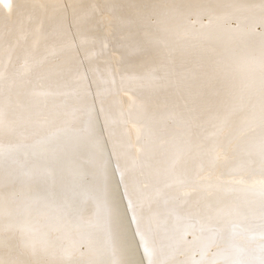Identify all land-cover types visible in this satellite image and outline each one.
<instances>
[{"label": "bare ground", "instance_id": "6f19581e", "mask_svg": "<svg viewBox=\"0 0 264 264\" xmlns=\"http://www.w3.org/2000/svg\"><path fill=\"white\" fill-rule=\"evenodd\" d=\"M4 1L0 0V16H5L6 10L12 7L9 8V5L7 8ZM55 1L58 3V0H32L37 9H45V12L50 10L46 8ZM245 1L159 0L156 5L141 7L140 16L135 19L132 26H126L129 27L126 30L131 34L132 43L123 51L118 72L95 82L92 80L90 89L84 85L86 91L88 89L85 96L79 99L80 96L77 102L71 103L79 122L80 119L83 122L87 121V126L82 121L80 123L86 126V130L83 131L88 141L79 140L81 143L77 144L75 150L69 151L70 153L66 155V162L62 160L67 165L63 167L64 173L61 176L41 179L31 174L30 170L36 162L34 152L37 147L33 152V148L28 150L7 140L0 143V204H3L5 212L12 211L11 221L6 217L4 222L13 223L17 229L15 235L8 232L4 235L3 242H0V260L5 264H11L12 261H18L19 264H35L41 258L50 261L51 264H88V261H94L95 264H264V148L256 149L252 145L254 137L264 132V112L258 116L260 108L264 105V4ZM58 5L60 4L55 6L59 8ZM97 6L99 12L100 6ZM53 11H48L49 15L51 13H53L51 16L56 15L57 12ZM48 12L45 14L46 18ZM57 15L54 17L57 18ZM16 16L18 17V14ZM22 16L24 17V14ZM102 17L100 20L104 21ZM4 18L7 19L6 16ZM64 18L61 20H66ZM46 20L49 22L51 17ZM28 21L22 25L21 30H24L26 25L31 29L34 23L30 27L31 23ZM67 21L66 24L71 22ZM62 25L59 26L63 27ZM41 26L43 27V24ZM15 27L7 28L14 30ZM56 28L58 26L54 27L55 30ZM109 29L110 27L108 31ZM33 30L34 27L31 31ZM51 31L49 34L53 33ZM2 33L0 32V35ZM32 33L30 36L27 34L28 39L32 37ZM46 35L43 38H46ZM10 36L6 38L13 42L14 36L12 38ZM49 37L41 40L48 43ZM24 38L17 42L22 43ZM41 40L38 42L42 43ZM81 41L80 39L77 42ZM105 41L107 42L106 39ZM17 42L12 43L14 47ZM4 43L3 45L7 47L8 44L6 46V42ZM108 44L104 46L107 47ZM44 46H41L42 53ZM0 49L2 50V46ZM40 51L39 54H42ZM52 56L50 55V59ZM45 57L48 60L49 57ZM24 58L26 57L20 59ZM83 60L85 62V59ZM26 64L24 63V66ZM4 65L1 66L5 67ZM57 67L59 69V66ZM86 70L87 68L84 72ZM2 72L4 71L1 70L0 74L4 76ZM9 72L11 76V71ZM19 73L12 71L13 75L17 74L16 77ZM32 74L35 75L33 72ZM26 75L28 76L27 70ZM70 75L72 76V73ZM32 79L31 81L38 82L37 78L36 81ZM1 80L3 81L4 77ZM20 80L17 81L18 84ZM6 81L8 80L6 79L4 83L10 86V82ZM2 84L3 82L0 83ZM40 84L42 85V81ZM30 86L32 87L31 82ZM3 87L6 88L5 85ZM19 87L17 85L18 89ZM5 88L3 90L7 89ZM10 91L6 90L7 93ZM120 91L121 94L124 92L127 96L132 95L137 100L131 105L133 107H129L132 108L130 111L109 116L113 109L109 110L110 107L108 112L105 103L114 105V93ZM125 95L120 99L124 101L128 99ZM10 100L13 102V99ZM29 102L27 101L28 104ZM24 106H27L26 102ZM68 113L66 112L67 115ZM257 116L262 118V121L254 123ZM74 118L76 117H73V120ZM68 123L72 122L68 121L66 124ZM2 129L8 130L7 127ZM68 134L63 135L68 137ZM128 134L135 137V141L132 140L130 146L126 147L124 143L122 145V141L124 136H129ZM54 136L56 137V134ZM99 140L104 142H98ZM43 150L39 149L41 153ZM47 152L44 151L46 154ZM58 153L60 154V148ZM37 155L39 157V154ZM55 156L51 157V160ZM58 158L56 156L57 162ZM13 192L15 197L12 195ZM13 198L17 202L15 205L9 203ZM66 202L73 207L75 215L71 217L72 220H69L65 213L62 214L65 217L60 215L62 218L59 224L63 226L59 229L60 233L52 232L51 239L43 246L47 249V254L36 259L34 257L36 255L30 254V250L21 247L18 239L19 229H25L30 239L36 242L41 236L39 234L42 233L44 219H47L45 218L47 211ZM73 239L75 240L70 247L69 241ZM57 245L60 246L59 249L61 247L64 249L62 252L58 251L56 257L51 258L52 249L56 247L57 250ZM145 248L148 249L147 254Z\"/></svg>", "mask_w": 264, "mask_h": 264}, {"label": "rangeland", "instance_id": "374dc122", "mask_svg": "<svg viewBox=\"0 0 264 264\" xmlns=\"http://www.w3.org/2000/svg\"><path fill=\"white\" fill-rule=\"evenodd\" d=\"M21 1V2H20ZM63 2L65 1H67V0H62ZM75 1L76 0H68L66 3L64 2H61L60 0H58V3H56V1L54 2V3H52V4H50V6L52 5V7L50 8V6H48L49 8H46V10H48V9H50V10H48V11H50V12H52V10H54L53 12H55L57 9H59V10H57L56 12V15H57V18H58V16H59V18L58 19H60V21L57 19V18H55L56 17V15H54V16H51V15H53V13H51L50 15H49V12L48 11H46L45 12V9H37L38 7H36L35 6V4L32 2V0H28V2L30 3H28L27 2V0H17V2H16V0H5L4 2H5V4L7 5V8H8V6H9V8L10 9H7L6 10V12L7 13H5L4 15L7 17V19H9V17H10V19L8 20L9 22H7V19L6 18H4L5 16H2L3 17V19H2V17L0 16V18L2 19H0V25L3 27V29H2V27L0 28V30L2 29V31H0L1 33H2V35H0V40L1 41H3V42H0V45L2 46V50L0 49V55L3 57V58H5L4 60H5V62H7L8 63V65L5 63V62H3V63H5V65L2 63V61H4L3 60V58H1L0 57V63H2V64H0V66L2 65H4L5 67H0L1 69H0V72H1V70H3L4 72H2V73H4L5 75L3 76V75H1V77H0V81L1 82H3V84L6 86V88L5 87H3L2 85H0V86H2V88L4 89H6L7 91H10V92H8V93H10L11 95H12V97H11V95L10 94H8L7 92H6V90H3V89H1V87H0V92L2 93V90H3V92L5 93L6 92V94L4 95V93H0L1 95V97L2 96H5V97H0V103H1V106H0V113L2 114H0V122H2V123H4V125L2 124V127L3 128H5V127H7L8 128V130H4V129H2V127L0 126V143H3V142H7V141H9L10 143H13V144H20V145H22L23 147H25L26 149H28V150H32V148H33V152L36 150V148L35 147H37V150H36V152H34V153H36L35 154V157H36V162L34 163V166H33V168L30 170V172H31V174H33L34 176H36V177H39V178H41V179H43V178H54V176L55 175H59V176H61V174H63L64 173V168L63 167H65L67 164L65 163L66 162V155H68L70 152H72V151H74L75 150V147L77 146V144L78 143H81V142H87L88 140H86L87 138H86V136H85V130H86V126L88 125L87 124V121H85V122H83L81 119H80V122L82 121V123H86L85 125L84 124H82V123H80L79 122V118L76 116V114H75V112L73 111V106H72V102H77L76 100H79V99H81L82 97H83V95L85 94V93H87V91H88V89H87V91H86V87L87 88H89L90 89V84L91 83H93V81L95 82V81H97V80H99V79H103V78H105L106 76L107 77H109V75H112V74H115V73H117L118 71L117 70H119L120 69V58H121V56H123V51H124V49L125 48H127V46H129V44H131L132 43V37H131V34H129L128 32H127V30H126V28H129V27H126V26H132V23L135 21V19L138 17V16H140V14H141V7L143 8V7H146L147 5H156V4H158L159 3V0H78V1H76L77 2V7L78 8H76V4H75ZM107 1V2H106ZM186 1V0H185ZM184 0L182 1L181 0V2H185ZM221 1H229V0H221ZM246 1H249V2H253V3H258V4H264V0H246ZM245 1V2H246ZM9 2H11V4L9 3ZM13 2H15V4H13ZM18 2H20V3H22V4H20V3H18ZM26 2H27V6H26ZM62 4H61V3ZM70 4H69V3ZM94 2H95V5H94ZM137 2V3H136ZM8 3V4H7ZM19 4L18 6L16 5V4ZM92 3V4H91ZM56 4H60V5H58L59 6V8L57 7V6H55ZM101 4V5H100ZM94 5V6H93ZM97 5H99L100 6V13L99 12H97L99 9L97 8L98 6ZM130 5V6H129ZM15 6V7H14ZM21 6V7H20ZM22 6H23V8H24V10H22L23 8H22ZM25 6V7H24ZM36 8H35V7ZM56 8H55V7ZM61 6V7H60ZM71 6V7H70ZM93 6V7H92ZM101 6H103V7H101ZM20 7L21 8V10H20V8H19V10H17L16 11V9H18V8ZM28 9H27V8ZM34 7V9H32ZM69 7V8H68ZM92 9H91V8ZM96 7V8H95ZM264 7V6H263ZM60 8H61V10H60ZM64 8V9H63ZM85 8V9H84ZM94 8H95V10H94ZM26 9L31 13H28V11H26ZM32 9V10H31ZM38 10V12H37V10ZM52 9V10H51ZM35 10V11H34ZM42 10V11H41ZM92 10H94V11H92ZM16 11V12H15ZM20 11V12H19ZM24 11V13H22ZM26 11V12H25ZM40 11H41V14H40ZM58 11H59V13H58ZM90 11H92V12H90ZM15 12V13H14ZM33 12V13H32ZM35 12V13H34ZM37 12V13H36ZM44 12V13H43ZM47 12H48V16H47V18H46V16H45V14L47 15ZM8 13L10 14V15H8ZM26 13H28V14H26ZM43 13V14H42ZM66 13V14H65ZM97 13V14H96ZM102 13V14H101ZM128 13V14H127ZM18 14V17L20 18V19H18V17L16 16ZM24 14V17L22 16ZM38 16L39 14V16H38V18L35 16ZM93 14V15H92ZM100 14V15H99ZM13 15H15V16H13ZM28 15V16H27ZM36 17V18H34L33 17V20H35L34 22H32L33 20H31L32 19V17ZM64 15V16H63ZM66 15V16H65ZM77 15V16H76ZM79 15V16H78ZM98 15V16H97ZM27 16V18H26V20H29L28 22L29 23H31L30 24V27H31V25H32V23H34V25L31 27V29L26 25V27L25 28H23L24 30H21L22 29V25H25L26 24V20H25V17ZM30 16V17H29ZM43 16H45L44 17V19H43ZM60 16H62V17H60ZM96 16V17H95ZM102 16H104V17H102ZM108 16V17H107ZM17 17V18H16ZM22 17V18H21ZM51 17V22L49 21V22H47V20L46 19H48V18H50ZM66 18V20H68L67 22H70V20H71V24L70 23H67L66 24V20H61L62 18ZM74 17V18H73ZM102 17V19L104 18V21H102V20H100V18ZM110 17V18H109ZM118 17V18H117ZM64 18V19H65ZM68 18H70V19H68ZM88 18H90V19H88ZM107 18H109V19H107ZM18 19V20H17ZM40 19V20H39ZM75 19V20H74ZM24 20V21H23ZM37 20L39 21V22H37ZM45 23H43L42 21ZM46 20V21H45ZM55 20H57V21H55ZM77 20V21H76ZM126 20V21H125ZM2 21V22H1ZM5 21V22H4ZM17 21V22H16ZM61 21H63V22H61ZM74 21V22H73ZM101 21H102V23H101ZM109 21V22H108ZM128 21H130V22H128ZM4 22V23H3ZM7 22V23H6ZM21 22V23H20ZM23 22V23H22ZM25 22V23H24ZM27 22V24H29ZM41 22H42V24H43V27L41 26L42 24H41ZM47 22V23H46ZM59 22H61V23H59ZM65 22V23H64ZM4 24V25H6V26H4V25H2V24ZM9 23V24H8ZM52 23V24H51ZM57 23V24H56ZM75 23V24H74ZM105 23H107V24H105ZM37 24H38V26H37ZM41 24V25H40ZM46 24H48V25H46ZM49 24L51 25V26H49ZM63 24V25H62ZM73 24V25H72ZM9 25V26H8ZM56 25V26H55ZM59 25H62L63 27H60ZM66 27H65V26ZM67 25H68V27H70V28H68L67 27ZM70 25V26H69ZM72 25V26H71ZM102 25H103V27H102ZM12 26V28H14L15 26L17 27L18 26V28H16L15 27V29L13 30L12 28L11 29H8L9 27H11ZM48 26V27H47ZM58 26V28H56L57 30H55L54 29V27H57ZM8 27V28H7ZM21 27V28H20ZM24 27V26H23ZM28 27V28H27ZM34 27V30L33 31H31L32 30V28ZM47 27V28H46ZM51 27V28H50ZM60 27V28H59ZM64 27L66 28V29H64ZM72 27V28H71ZM74 27V28H73ZM110 27V29H109V31H108V28ZM121 27V28H120ZM6 28V29H5ZM27 28V29H26ZM41 28V29H40ZM44 28V29H43ZM45 28L47 29V31L45 30ZM49 28V29H48ZM105 28H107L106 30H105ZM16 29H17V31L19 32V34L21 33V35H19L18 34V32L16 31ZM18 29H20V30H18ZM39 29V30H38ZM50 29H53V31H51ZM68 29V30H67ZM11 31V30H13V32L11 31V32H7V31ZM36 30V31H35ZM40 30H42V31H44L45 33H43L42 31H40ZM58 30H60L59 32H58ZM65 30H67L66 32H65ZM104 30V31H103ZM15 31V32H14ZM21 31V32H20ZM27 33H26V32ZM38 32V33H35V32ZM53 32V33H51L52 35H53V37H51L52 35L51 34H49V32ZM55 31H56V33H57V35H56V33H55ZM62 31H64L65 33H67V34H65L64 32H62ZM80 31V32H79ZM137 31H138V29H137ZM31 32H33L32 33V37L31 38H29L28 39V37L30 36V34L29 33ZM107 34H106V33ZM109 32V33H108ZM6 34V35H8V33L11 35H8V36H10V38H12L13 36H14V34H15V36L12 38V39H14L13 40V42H12V40H8V36H6V35H3V34ZM25 33L26 34V36H25V34L23 35V34ZM46 33H48L47 35H46ZM58 33H59V35H58ZM62 33V34H61ZM72 33V34H71ZM27 34L29 35L28 37H27ZM36 34V35H35ZM46 35L45 37L46 38H43L44 37V35ZM55 34V35H54ZM49 35H51L50 37H49ZM3 36H6V37H8V38H6V37H3ZM21 36V37H20ZM24 36L27 38V39H25L24 38ZM55 36V37H54ZM58 36V37H57ZM64 36V37H63ZM67 36V37H66ZM76 36H78V37H76ZM80 36V37H79ZM22 37L27 41H30V42H26L25 40L22 42V43H18L19 41H21V39H22ZM47 37H49L48 38V43H47V41L45 40L44 41V43H43V41L41 40L42 38H43V40L44 39H47ZM74 37H75V39H74ZM3 38V39H2ZM16 38V39H15ZM20 38V39H19ZM40 38V39H39ZM52 38V39H51ZM57 38V39H56ZM59 38H61V39H59ZM71 38V39H70ZM76 38H77V41H80V39L82 40L81 42H77V41H75L76 40ZM8 41H7V40ZM32 39V40H31ZM50 39L53 41L54 39V41L52 42V41H50ZM69 39V40H68ZM84 39V40H83ZM105 39L107 40V42L105 41ZM6 40V41H5ZM37 40V41H36ZM40 40L42 41V43H39L40 42ZM68 40V41H67ZM72 40V41H71ZM90 42H89V41ZM95 40V41H94ZM103 40V41H102ZM18 41V42H17ZM31 41H32V43H31ZM39 41V42H38ZM50 41V42H49ZM59 41V42H58ZM62 41V42H61ZM66 41V42H65ZM73 41H74V43H73ZM99 43H98V42ZM4 42H6V46H7V44H8V46L7 47H5V45H3V44H5ZM16 43L17 42V45H15V47L13 46V44L12 43ZM24 42H25V44H24ZM65 44H64V43ZM102 44H101V43ZM9 43H10V45H9ZM47 43V44H46ZM55 43H58V44H55ZM70 43H72V44H70ZM84 43V44H83ZM96 43V44H95ZM97 43H98V45H97ZM106 43H109L108 44V46L110 47H106V46H104V45H106ZM120 43V44H119ZM12 44V45H11ZM22 44L23 45V47H22V45L20 46V45ZM37 44V45H36ZM40 44H42V45H40ZM46 44V46H44V45ZM77 44V45H76ZM90 44V45H89ZM96 46H95V45ZM101 44V45H100ZM127 44V45H126ZM144 44V43H143ZM57 46L56 48H55V46ZM62 45L65 47H62ZM67 45H68V47H67ZM1 46H0V48H1ZM11 46V47H10ZM14 48H13V47ZM38 46H40V48H41V46L43 47L44 46V49H43V53H44V55H43V53H42V48L40 49ZM52 46H54V47H52ZM71 46V47H70ZM91 46V47H90ZM103 46V47H102ZM112 46V47H111ZM143 46V45H142ZM17 47L20 49H17ZM21 47V48H20ZM25 47H27V48H25ZM38 48V50H37V48ZM45 47H46V50H45ZM48 47H50V48H48ZM52 47V48H51ZM67 47V48H66ZM75 47V48H74ZM9 48V49H8ZM47 48L49 49V51L47 50ZM55 48V49H54ZM60 48H61V51H59L60 50ZM64 48V50H62ZM73 48V49H72ZM80 48V49H79ZM109 48V49H108ZM11 49V50H10ZM12 49H13V52H12ZM29 49V50H28ZM53 49V50H52ZM105 49V50H104ZM15 50H18L17 52H14ZM39 50H41L40 52L42 53V54H39ZM94 50V51H93ZM110 50V51H109ZM111 50H112V52H111ZM117 50V51H116ZM4 51V52H3ZM5 51H8L7 53L5 52ZM53 51V52H52ZM67 53H66V52ZM92 51V52H91ZM97 51V52H96ZM102 51V52H101ZM104 51V52H103ZM109 51V52H108ZM12 52V53H11ZM26 52V53H25ZM49 54H48V53ZM87 52V53H86ZM91 52V53H90ZM4 53V54H3ZM16 53V54H15ZM21 53H23L22 55H20ZM51 53V54H50ZM56 53V54H55ZM61 53V54H60ZM82 53V54H81ZM89 53V54H88ZM97 53V54H96ZM109 53V54H108ZM116 53H117V55H116ZM6 54V55H5ZM7 54H8V56H7ZM19 54V55H18ZM24 54H26V55H24ZM47 54V55H46ZM59 54V55H58ZM86 54V55H85ZM43 55V56H42ZM49 55V56H48ZM50 55H53L52 56V59H50L51 57H50ZM86 57H85V56ZM92 55V56H91ZM94 55V56H93ZM113 55V56H112ZM6 56L8 57V59L6 58ZM20 58H23V57H26V58H24V59H20ZM29 56V57H28ZM34 57V58H32V57ZM36 56H38V57H36ZM45 56H47V58H48V60L46 59V57ZM55 56V57H54ZM90 58H89V57ZM15 57H18V58H15ZM28 57V58H27ZM45 57V58H44ZM57 57V58H56ZM61 57V58H60ZM79 57L81 58V59H79ZM110 57V58H109ZM113 57H115V58H113ZM33 60H32V59ZM59 58V59H58ZM86 58H88V59H86ZM10 59V60H9ZM12 59V60H11ZM17 59H19L18 61H16ZM27 61H26V60ZM41 59V60H40ZM44 61H43V60ZM57 59V60H56ZM78 59V60H77ZM83 59H85V62H83L84 60ZM2 60V61H1ZM14 60V61H13ZM32 60V61H31ZM35 60V61H34ZM54 61V62H52L51 63V61ZM80 60V61H79ZM11 61H13L12 63H11ZM23 61V62H22ZM25 61V62H24ZM64 61V62H63ZM117 61V62H116ZM17 62V63H16ZM18 62H19V64H18ZM21 62L23 63V66H22V64H21ZM42 62H44V63H46V64H42ZM59 62V63H58ZM78 62V63H77ZM90 62V63H89ZM98 62H99V64H98ZM115 62V63H114ZM24 63L26 64H28V66H24ZM31 63V64H30ZM36 63V64H35ZM80 63V64H79ZM87 63H88V65H87ZM74 64V65H73ZM84 64V65H83ZM86 64V65H85ZM102 64V65H101ZM113 64V66H111ZM15 65V66H14ZM31 65H33V66H31ZM42 65H43V68H42ZM68 65H70V66H68ZM8 66H9V68H8ZM31 66V67H30ZM35 66V67H34ZM46 68H45V67ZM53 66V68H51V67ZM57 66H59V69H58V67ZM65 66L67 67V68H65ZM82 66V67H81ZM84 66V67H83ZM106 66V67H105ZM25 67H30V68H25ZM32 67H34V68H32ZM40 68V69H38V68ZM48 67H49V69H48ZM62 67H63V69H62ZM78 67H80V68H78ZM89 67V68H88ZM94 67V68H93ZM100 67V68H99ZM104 67V68H103ZM9 70H8V69ZM11 68V69H10ZM85 68H87V70L84 72V70H85ZM22 71V73L20 74L19 72H21L20 70ZM24 69H25V71H24ZM30 69H31V71L33 72V73H35V75L34 74H32V72L30 71ZM33 69L35 70V71H33ZM38 69V70H37ZM43 69V70H42ZM61 69V70H60ZM70 69V70H69ZM80 69V70H79ZM83 69V70H82ZM91 69V70H90ZM96 69V70H95ZM98 69V70H97ZM5 70H7V71H5ZM16 70H18V71H16ZM26 70H27V74H28V76L26 75ZM46 70V71H45ZM63 70V71H62ZM67 72H66V71ZM100 70V71H99ZM104 72H103V71ZM9 71H11V76H10V72ZM12 71H13V73H19L18 75V77H23V75H24V78L22 79V77L19 79L18 77H16V75L17 74H12ZM28 71H30L29 73H28ZM43 71V72H42ZM58 71V72H57ZM63 73H62V72ZM70 71V72H69ZM77 71V72H76ZM102 71V72H101ZM114 71V72H113ZM9 72V73H8ZM23 72H25V73H23ZM51 72V73H50ZM55 74H54V73ZM69 72V73H68ZM76 72V73H75ZM88 74H87V73ZM91 72H92V75H90L91 74ZM39 73V74H38ZM42 73H43V75H42ZM47 73V74H46ZM66 73H68V74H66ZM72 73V76L70 75ZM78 73V74H77ZM83 73V74H82ZM90 73V74H89ZM96 73V74H95ZM98 73V74H97ZM100 73V74H99ZM32 75L31 77H30V75ZM54 74V75H53ZM57 74V75H56ZM60 74V75H59ZM107 74V75H106ZM35 77H34V76ZM62 75V76H61ZM64 75V76H63ZM66 75V76H65ZM69 77H68V76ZM76 75V76H75ZM80 75V76H79ZM97 75V76H96ZM99 75V76H98ZM15 78H14V77ZM46 76V77H45ZM58 76V77H57ZM86 76V77H85ZM96 76V77H95ZM3 77H4V80L2 81L1 79H3ZM6 77H8V78H6ZM10 77H12V78H10ZM26 77V78H25ZM47 77H49V78H47ZM56 77V78H55ZM60 77H62V79L60 78ZM65 77H66V79H65ZM88 77V78H87ZM101 77V78H100ZM10 82L9 84H10V86L7 84H5L4 82H5V80L6 79ZM13 79V81H14V83H13V81L12 80H10V79ZM28 78V79H27ZM32 80H35L36 81V78H37V80H38V82H34V81H31V79ZM44 78V79H43ZM75 78V79H74ZM79 78V79H78ZM26 79V80H25ZM41 79V80H40ZM55 79V80H54ZM58 79V80H57ZM72 79H74V80H72ZM86 79V80H85ZM89 79H91V80H89ZM19 80H20V83L18 84L17 83V81L19 82ZM28 80H29V82H28ZM61 80V81H60ZM67 80V81H66ZM78 80H80V81H82V82H79ZM87 80H88V82H87ZM93 80V81H92ZM8 81H6V83H8ZM12 81V82H11ZM16 81V82H15ZM23 81H25V82H23ZM41 81H42V85L40 84L41 83ZM73 81H75L74 83H72ZM83 81H85V82H83ZM0 82V83H1ZM30 82H31V85H32V87H34L37 83V87L35 86L34 88H32L31 86H30ZM44 82H45V85H44ZM49 82V83H48ZM54 82V83H53ZM58 82H60V83H58ZM63 82V83H62ZM86 82H87V84H86ZM11 83H13V84H11ZM24 83V84H23ZM34 83H36V84H34ZM70 83V84H69ZM72 83V84H71ZM78 83V84H77ZM83 83V84H82ZM18 86H20L19 87V89L17 88V85ZM95 84V83H94ZM28 85V86H27ZM86 87H85V86ZM22 86V87H21ZM46 86V87H45ZM77 86H79L78 88H77ZM80 86H84V87H80ZM12 87H13V89H12ZM27 87V88H26ZM32 88V90H31V88ZM44 87H45V89H44ZM14 88H16V89H14ZM38 88V89H37ZM66 88V89H65ZM70 88H71V90H72V92H71V90H70ZM74 89V91H73V89ZM83 88V89H82ZM10 89V90H9ZM53 89V90H52ZM76 89H78V91L76 90ZM80 89V90H79ZM81 89H82V91H81ZM16 91V93L14 92V91ZM28 90V91H27ZM32 92H31V91ZM56 92H55V91ZM84 90L86 91V92H84ZM58 91V92H57ZM77 91V92H76ZM18 92H19V94H18ZM49 92V93H48ZM51 92V93H50ZM61 94H60V93ZM65 92H67V94L65 93ZM23 93V94H22ZM29 93H30V95H29ZM44 93H45V95H44ZM54 93H55V95H54ZM73 93V94H72ZM76 93V94H75ZM34 96H33V95ZM64 94V95H63ZM66 94V95H65ZM81 94V95H80ZM7 95V96H6ZM10 97H9V96ZM14 95V96H13ZM18 95V96H17ZM69 95V96H68ZM76 95L78 96V97H76ZM125 94H124V92L121 94V91L120 92H116V93H114V99H113V103H114V105H112V106H110L111 105V103H105L106 104V108H107V110L109 109V110H112V112H109V110H108V112H109V116H114V114H119V113H121V112H124V111H130V109H132V108H129V107H133V106H131L132 104H134L135 103V101L137 100L134 96H132V95H125L126 97H128V99H126L125 101L122 99H120V97L121 96H124ZM20 96H22V98H20ZM26 96H28V97H26ZM52 96H53V98H52ZM59 96V97H58ZM65 96V97H64ZM75 96V97H74ZM81 96V97H80ZM85 96V95H84ZM9 97V98H8ZM35 97V98H34ZM39 97V98H38ZM43 97V98H42ZM44 97H46V98H44ZM56 97V98H55ZM80 97V98H79ZM17 98V99H16ZM28 98H29V100H28ZM65 98V99H64ZM79 98V99H78ZM2 99V100H1ZM7 99H9V100H7ZM10 99H13V102H12V100H10ZM22 99V100H21ZM37 99H39V100H37ZM42 99V100H41ZM46 99V100H45ZM75 99V100H74ZM7 100V101H6ZM15 100V101H14ZM19 100H20V102H22V103H20L19 102ZM36 100V101H35ZM16 101H18V102H16ZM27 101L29 102V104L27 103ZM44 101V102H43ZM49 101V102H48ZM65 101V102H64ZM11 102V103H10ZM16 103V104H13V103ZM26 102V105L27 106H24V103ZM62 102V103H61ZM70 102V103H69ZM19 103V104H18ZM41 103H43V105L41 104ZM44 103H45V105H44ZM58 103V104H57ZM112 103V104H113ZM13 104V105H12ZM60 104V105H59ZM29 105V106H28ZM37 105V106H36ZM55 105V106H54ZM109 105V106H108ZM9 106V107H8ZM48 106H50V107H48ZM59 106V107H58ZM122 106V107H121ZM125 106V107H124ZM114 107V108H113ZM124 107V109H122ZM9 108V109H8ZM22 108V109H21ZM26 108V109H25ZM51 108V109H50ZM62 108V109H61ZM54 109V110H53ZM70 109V110H69ZM118 109V110H117ZM126 109V110H125ZM8 110H13V114L11 113V111H9L8 112ZM72 110V111H71ZM8 113H7V112ZM15 111V112H14ZM21 111V112H20ZM68 111H69V113H68ZM118 111V112H117ZM4 112H6V113H4ZM18 112V113H17ZM63 112H65V114L63 113ZM66 112L68 113V115L66 114ZM114 112V113H113ZM264 112V105H262V107L260 108V111H259V113H258V116L261 114V113H263ZM17 113V114H16ZM21 113V114H20ZM24 113V114H23ZM34 113V114H33ZM43 113V114H42ZM59 113V114H58ZM14 114H16V115H14ZM73 114H74V116H73ZM7 115V116H6ZM12 115V116H11ZM63 115H64V117H63ZM68 117H67V116ZM71 115V116H70ZM5 116V117H4ZM9 116V117H8ZM42 116V117H41ZM65 116H66V118H65ZM256 117V119H255V121H254V123L255 122H257V121H262V118H259V117ZM15 117V118H14ZM72 117V118H71ZM73 117H76V118H74V120H73ZM8 118V119H7ZM23 119V120H22ZM63 119V120H62ZM70 119V120H69ZM75 122H73V121ZM76 120V121H75ZM78 120V121H77ZM5 121H7V122H5ZM60 121V122H59ZM63 121H65V122H63ZM69 121V122H72V123H68V124H66L67 122ZM264 121V120H263ZM18 122V123H17ZM62 122H63V126H62ZM12 123V124H11ZM42 123H43V125H42ZM58 123V124H57ZM59 123H61V124H59ZM76 123H79V124H76ZM10 124V125H9ZM65 124V125H64ZM73 124V125H72ZM8 125V126H7ZM20 125V126H19ZM38 125V126H37ZM56 125H57V127H56ZM70 126V128L68 127V126ZM72 125V126H71ZM82 125V126H81ZM65 126H67V127H65ZM85 126V127H84ZM24 129H23V128ZM41 127V128H40ZM45 127V128H44ZM48 127V128H47ZM52 127H54V129L52 128ZM56 127V128H55ZM64 127V128H63ZM58 128V129H57ZM59 128H63L62 130H60ZM67 128L69 129L68 131H67ZM40 129V130H39ZM42 129V130H41ZM47 129V130H46ZM36 130V131H35ZM52 130V131H51ZM54 130H55V132L56 133H54ZM84 130V131H83ZM7 131V132H6ZM46 131V132H45ZM63 131H64V133H63ZM70 131V132H69ZM74 133V134H72V132ZM4 132V133H3ZM38 132V133H37ZM50 132H52V133H50ZM61 132H62V135L63 134H65L66 133V135L68 134V132H69V134H68V137L67 136H64V139H63V136L61 135ZM48 133V134H47ZM59 133V134H58ZM54 134H56V137L58 138V140H56L57 138L54 136ZM75 134H76V136H75ZM81 134H83V135H81ZM48 135V136H47ZM60 135V136H59ZM74 135V136H73ZM78 135V136H77ZM129 136L127 137V136H124V137H126V138H124L123 137V141H122V145H123V143H124V146H130V144H131V142H132V140H134L135 139V137H132V135L131 134H128ZM8 136V137H7ZM10 136V137H9ZM54 136V137H53ZM61 137V139H59V137ZM74 137L73 139H72V137ZM131 136V137H130ZM65 137H67V138H69L68 140H67V138H65ZM51 138V139H50ZM52 138H54V139H52ZM76 138V139H75ZM133 138V139H132ZM63 139V140H62ZM65 139H66V141H65ZM82 139H84V140H82ZM127 139V140H126ZM5 140V141H4ZM7 140V141H6ZM47 140V141H46ZM55 141L54 143L53 142H51V141ZM70 140H71V142H70ZM73 140H77L76 142H74ZM81 142H80V141ZM86 140V141H85ZM41 141V142H40ZM46 141V142H45ZM50 143H49V142ZM58 141V142H57ZM63 141H64V143H63ZM125 141H126V143H125ZM129 141V142H128ZM135 141V140H134ZM42 142H44V143H42ZM68 142V143H67ZM73 142V143H72ZM98 142H101V143H103L104 141H101V140H99ZM47 143V144H46ZM67 143V144H66ZM43 144V145H42ZM75 144V145H74ZM99 144V143H98ZM255 144H256V146H255ZM259 144V145H258ZM41 145V146H40ZM65 145V146H64ZM69 145V146H68ZM71 145V146H70ZM136 145V144H135ZM252 145L256 148V149H261V148H264V132L262 133V134H259L258 136H255L254 137V139H253V141H252ZM44 146V147H43ZM57 146V147H56ZM73 147V148H72ZM258 147V148H257ZM50 148V149H49ZM53 148V149H52ZM56 148H57V152H56ZM59 148H60V154L58 153L59 152ZM39 149L40 150H42V149H44L43 151H42V153L44 154H42L41 153V151H39ZM46 149V150H45ZM54 149H55V153H57L56 154V156H58L59 158V160H58V162H57V159H56V156L54 155L55 153H53L54 152ZM63 151H62V150ZM52 150H53V152H52ZM67 150V151H66ZM44 151L46 152V151H48L47 152V154L46 153H44ZM51 151V152H50ZM70 151V152H69ZM49 152H50V154H49ZM67 153V154H65L64 155V153ZM37 154H39V157H38V155ZM48 154H49V156L50 157H48ZM53 154V155H52ZM59 154V155H58ZM63 154V155H62ZM41 155V156H40ZM47 157H46V156ZM63 156L62 158L60 157V156ZM53 156H55V158H53V159H55L54 161H53V159L51 160V157H53ZM65 157V158H64ZM38 158V159H37ZM44 159L45 160H51L50 161V163H49V161L47 162H45L44 161ZM43 160V161H42ZM61 160V161H60ZM62 160H64V161H62ZM53 161V163H51ZM56 161V162H55ZM44 162V163H43ZM57 163V165L55 164V163ZM61 162H64V163H61ZM48 163V164H47ZM47 164V165H46ZM52 164V165H51ZM53 164H55V165H53ZM59 164V165H58ZM63 164V165H62ZM40 165V166H39ZM50 165V166H49ZM42 166H44V167H42ZM54 166V167H53ZM57 166V167H56ZM59 166H60V168H59ZM46 167V168H45ZM51 167H53V169L51 168ZM38 168V169H37ZM48 168V169H47ZM50 169H51V171H50ZM55 169V170H54ZM63 169V170H62ZM47 170V171H46ZM62 170V171H61ZM54 172V173H53ZM62 172V173H61ZM51 173H53V174H51ZM51 174V175H50ZM49 175V176H48ZM63 205V206H62ZM69 207H68V206ZM59 209H58V208ZM54 208V209H53ZM51 209V210H50ZM48 211H47V213H46V215H45V218H47V219H44L45 221V224H44V222H43V225H42V233H40L39 235H41L38 239H37V241L36 242H34L37 246H36V249H37V253L39 252L40 253V250L42 251L43 249H44V244H46V242H47V240L49 241V239H51L50 237V235L52 234V232H53V234L54 233H60L59 232V229L61 228V227H63L62 225H60L59 223L61 222L60 221V218H62V217H65V215L68 217V219L69 220H72V218L71 217H73L74 215H75V212L73 211L74 209H73V207L71 206V205H69L67 202L64 204V203H61V204H59V206L58 205H56V206H53V207H51ZM57 209V210H56ZM62 210V212H61V210ZM51 211V212H50ZM58 211V212H57ZM64 211V212H63ZM70 211V212H69ZM55 212H56V214H55ZM61 212V214H59ZM53 215H52V214ZM63 213H65V215H63L62 216V214ZM49 214V215H48ZM60 215L62 216V217H60ZM51 216H53V218L51 217ZM50 217V218H49ZM56 219H55V218ZM59 217V218H58ZM50 220H49V219ZM55 220V222H54V220ZM53 220V221H52ZM48 221V222H47ZM51 223H50V222ZM57 221V222H56ZM56 225H55V224ZM48 224V225H47ZM52 225V226H51ZM45 226H48L47 228L45 227ZM50 226V227H49ZM55 226V227H54ZM51 227H53L52 229H51ZM43 228H45L46 230L44 231V229ZM51 229V230H50ZM56 229V230H55ZM48 230V231H47ZM54 231H56V232H54ZM44 232H46V233H44ZM51 232V233H50ZM47 234V235H46ZM43 237H44V239H43ZM42 238V239H41ZM74 240L75 239H73L71 242L69 241V246L71 247V245H73V242H74ZM38 242V243H37ZM71 243V244H70ZM39 244H40V246H39ZM40 247H42V248H40ZM73 247V246H72ZM60 248V246L59 245H57V250H56V247H54L53 249H54V251H53V249H52V253L50 254V256H51V258H53V257H56L58 254V251H61L62 252V250L64 249L63 247H61V249H59ZM55 253V254H54ZM53 254V255H52ZM39 256L40 255H36V256H34V257H36V259L37 258H39ZM53 256V257H52Z\"/></svg>", "mask_w": 264, "mask_h": 264}, {"label": "snow or ice", "instance_id": "6c2138e0", "mask_svg": "<svg viewBox=\"0 0 264 264\" xmlns=\"http://www.w3.org/2000/svg\"><path fill=\"white\" fill-rule=\"evenodd\" d=\"M0 126H2V122H0ZM13 197H15V192H13ZM10 204L15 205L17 202L15 198L9 201ZM9 218V221L12 219V211L5 212L3 204H0V242H3V237L6 233L11 232L13 235L16 234V226L11 223H5V218ZM18 239L20 241L21 247L25 248L26 250H30V254L32 255H41L42 257L47 254V249H43L40 253H37L35 243L30 239L28 232L21 228L19 229V236ZM148 253V249L145 248V254ZM0 264H5L4 261L0 260ZM11 264H19L18 261H12ZM35 264H51L50 261L41 258L35 262ZM88 264H95L94 261H88Z\"/></svg>", "mask_w": 264, "mask_h": 264}]
</instances>
